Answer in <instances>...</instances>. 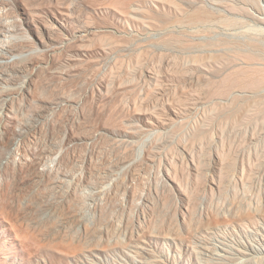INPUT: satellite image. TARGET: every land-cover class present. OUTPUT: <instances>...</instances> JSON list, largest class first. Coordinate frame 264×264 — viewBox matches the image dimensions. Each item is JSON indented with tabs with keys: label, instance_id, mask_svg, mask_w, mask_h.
I'll list each match as a JSON object with an SVG mask.
<instances>
[{
	"label": "rangeland",
	"instance_id": "rangeland-1",
	"mask_svg": "<svg viewBox=\"0 0 264 264\" xmlns=\"http://www.w3.org/2000/svg\"><path fill=\"white\" fill-rule=\"evenodd\" d=\"M0 264H264V0H0Z\"/></svg>",
	"mask_w": 264,
	"mask_h": 264
},
{
	"label": "bare ground",
	"instance_id": "bare-ground-1",
	"mask_svg": "<svg viewBox=\"0 0 264 264\" xmlns=\"http://www.w3.org/2000/svg\"><path fill=\"white\" fill-rule=\"evenodd\" d=\"M251 218H252L251 215H244V216L240 217L238 220L242 222L245 220H250Z\"/></svg>",
	"mask_w": 264,
	"mask_h": 264
}]
</instances>
